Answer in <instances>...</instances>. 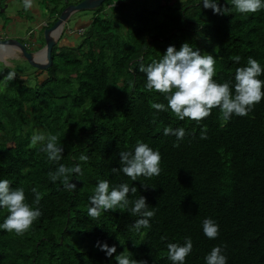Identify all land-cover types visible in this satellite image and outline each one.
<instances>
[{"label": "trees", "instance_id": "trees-1", "mask_svg": "<svg viewBox=\"0 0 264 264\" xmlns=\"http://www.w3.org/2000/svg\"><path fill=\"white\" fill-rule=\"evenodd\" d=\"M79 1H44L43 28ZM219 3L225 6V0ZM227 6L228 14L219 15L202 0H105L88 10L83 32L54 46L48 68L31 74L18 66L2 68L0 180L23 188L30 205L35 187L42 215L24 235L0 228V264H116L121 252L146 264H172L167 244L183 245L186 237L193 248L184 264H206L217 246L227 264H264V98L247 116L223 121L214 108L199 123L181 121L170 109L151 108H167V100L146 89V74L139 71L141 63L158 61L169 46L179 50L185 42L214 56L218 83L234 84L236 69L247 66L249 57L264 68V9L241 14L230 0ZM9 71L16 73L11 81L4 79ZM258 78L264 80V73ZM166 127L186 130L179 147L174 135L163 134ZM34 134L45 140L32 145ZM49 135L64 149L58 163L41 151ZM138 142L159 151L160 174L132 181L122 171L113 173L121 167L120 152H134ZM60 164L81 167L82 174L70 177L74 191L50 180ZM100 180H108L110 190L121 183L136 187L128 199L146 198L155 212L151 227L136 231L140 217L119 208L90 217V197ZM7 215L0 207V224ZM206 218L219 226L215 239L204 235ZM97 242L115 245L116 253L108 257Z\"/></svg>", "mask_w": 264, "mask_h": 264}, {"label": "clouds", "instance_id": "clouds-1", "mask_svg": "<svg viewBox=\"0 0 264 264\" xmlns=\"http://www.w3.org/2000/svg\"><path fill=\"white\" fill-rule=\"evenodd\" d=\"M202 3L204 8L212 9L214 14H228L229 7L227 5H229V0H225V6H221L219 0H202ZM230 4L241 14L256 13L264 9V0H230ZM32 7L33 0H23L25 11ZM43 24H47V22ZM81 28L80 31L83 32L85 27ZM63 32L59 36L57 44L59 41L62 42ZM7 38L14 37L9 35L0 36V39ZM23 43L29 50L34 52L39 51L44 46L40 49H31L30 46L34 44L32 40ZM6 46H14L21 55L17 45L0 44V51H5ZM240 59L239 56L233 57L236 63H239ZM215 63L213 55H202L198 49L194 50L187 42L182 44L179 50L174 46H169L166 53L158 61L153 60L147 66L141 63L139 71L146 74V89L164 95L167 100V108L163 103H152L151 108L158 112L170 109L179 120L183 121L187 118L197 123L211 115L214 108L219 109L220 119L223 121L230 120L233 115L247 116L254 106L264 98V80L258 78L264 73V68L256 59L249 57L247 66L236 69L234 84L229 82L218 83L214 79L216 74ZM15 77L16 73L9 71L4 79L11 81ZM155 122L154 118L153 123ZM163 134L166 136L169 134L174 135L177 142L173 146L179 147V142L186 136V130L182 127L176 129L166 127L163 129ZM201 138L206 139L207 137L202 133ZM44 140L43 135L34 134L31 138V144L36 145ZM57 140L56 135H49L47 143L41 148V151L47 154L48 160L56 163L61 160L64 151L63 147L58 146ZM119 155L121 167H113L111 170L113 173L122 171L132 181H136L140 176L150 178L160 174L161 155L159 151L153 150L146 143L138 142L134 152L121 151ZM87 159L88 157L85 155L80 156L82 161ZM72 174H82L81 167L77 165L69 168L60 164L55 172L49 173V178L52 182L61 180L67 190L74 191L77 186L75 183H70ZM130 191L134 194L137 192V188L134 186L130 188L127 183H121L111 187L110 190L109 181L100 180L95 187L94 194L90 197L92 206L88 209V215L98 219L102 212L115 211L119 208L122 211L127 210L133 216L140 217L133 224L136 231L141 228H150V220L154 217L155 212L149 210L144 196L130 202L128 199ZM32 192L35 195L33 201L35 207L26 202L23 188L12 189L9 180H0V207L7 209L8 212L4 222L0 224V228L9 233L14 232L17 235H24L30 230L33 223L42 215L38 207L42 194L35 187L32 188ZM203 232L209 239H215L219 234V226L213 219L206 218L203 221ZM161 239H166V237ZM97 247L104 251L108 257H112L117 251L115 245L109 247L107 243L100 244V242H97ZM192 248L193 243L190 237L185 238L183 245L168 243V259L172 261V264H184ZM115 259L116 264H146L145 261L130 259L123 252L116 255ZM205 261L206 264H227V258L222 254V249L219 246L212 248L205 257Z\"/></svg>", "mask_w": 264, "mask_h": 264}, {"label": "rangeland", "instance_id": "rangeland-1", "mask_svg": "<svg viewBox=\"0 0 264 264\" xmlns=\"http://www.w3.org/2000/svg\"><path fill=\"white\" fill-rule=\"evenodd\" d=\"M44 1L46 0H33V7L25 11L23 8V0H0V36H4L5 34L3 33H8L10 36L19 38L21 41L27 43L26 38L28 37L31 39L32 36H30V31H32V39L39 44H43L45 41L43 33L46 28H43L42 24L46 22L47 18L43 13H47V11L45 9L42 10L40 6ZM107 8L109 9V7ZM90 14H92V11H78L73 14L71 19L66 21L67 24L65 29H67V31L64 38H62L63 43L74 40L76 33L82 32L80 31L82 29L81 27H86L88 25L89 17H91ZM83 15L84 17H82ZM4 50L5 51H0V71L3 67L18 69L17 66L21 68L19 71L25 74H31V72L37 70L28 63L24 57L21 58L20 54L19 58L12 60V64H7L5 60L1 58H4L7 54L6 48Z\"/></svg>", "mask_w": 264, "mask_h": 264}, {"label": "water", "instance_id": "water-1", "mask_svg": "<svg viewBox=\"0 0 264 264\" xmlns=\"http://www.w3.org/2000/svg\"><path fill=\"white\" fill-rule=\"evenodd\" d=\"M104 1L105 0H81L78 3L69 4L64 8L54 24L45 29V44L39 51L34 52L29 50L27 46L17 38L0 39V44L17 45L18 49L21 51L22 57H24L28 63L37 69H46L53 62V48L64 30L66 21L78 11L98 8Z\"/></svg>", "mask_w": 264, "mask_h": 264}, {"label": "crops", "instance_id": "crops-1", "mask_svg": "<svg viewBox=\"0 0 264 264\" xmlns=\"http://www.w3.org/2000/svg\"><path fill=\"white\" fill-rule=\"evenodd\" d=\"M3 34H5L4 36L9 35L8 33H3ZM26 40L29 41V40H33V39H32V37H31V39H29L27 37ZM11 47L14 50H12ZM5 48H6L7 54H6V56H4V58L3 57H1V58L4 59L7 64H12V60H16L17 58H19L20 53L17 51V49L14 48V46L5 47ZM20 57H21V55H20ZM16 62H18V61H16Z\"/></svg>", "mask_w": 264, "mask_h": 264}, {"label": "flooded vegetation", "instance_id": "flooded-vegetation-1", "mask_svg": "<svg viewBox=\"0 0 264 264\" xmlns=\"http://www.w3.org/2000/svg\"><path fill=\"white\" fill-rule=\"evenodd\" d=\"M67 6H68V5H67ZM67 6H66V7H67ZM66 7H65V8H66ZM32 41L34 42V44L30 46V47H31V49H32V48H35V47H36V45L38 44V43H37L35 40H32Z\"/></svg>", "mask_w": 264, "mask_h": 264}]
</instances>
